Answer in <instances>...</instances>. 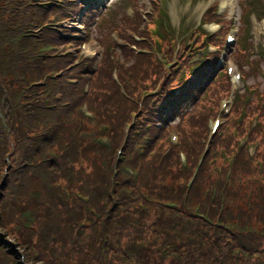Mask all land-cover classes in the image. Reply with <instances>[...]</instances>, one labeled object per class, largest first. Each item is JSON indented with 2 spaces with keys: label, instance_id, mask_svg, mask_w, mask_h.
Returning <instances> with one entry per match:
<instances>
[{
  "label": "trees",
  "instance_id": "trees-1",
  "mask_svg": "<svg viewBox=\"0 0 264 264\" xmlns=\"http://www.w3.org/2000/svg\"><path fill=\"white\" fill-rule=\"evenodd\" d=\"M67 2L51 8L64 16L62 7ZM80 3L66 4V18L77 15L87 28L97 8L83 13ZM134 12V18L126 17L123 23L137 30L140 20ZM20 18L24 14L0 0V228L5 237L0 236V264H264V127L252 131L249 123L254 114L264 122V114L253 113L255 108L251 113L233 109L230 115L239 121L233 130L224 129L225 136L215 135L195 173L206 119L194 110L186 126L189 131H184L193 140L182 146L188 157L185 168L178 167L174 148L167 155H154L153 160L139 156L156 169L153 177L124 174L121 162L113 165L116 146L124 135L115 111L122 115L138 108L125 101L123 111L114 110L121 99L110 80L107 56L93 75V96L82 97L77 87L63 81V68L70 58H53L51 40L43 41L41 47L29 43ZM49 37L73 44L76 36L52 33ZM240 51L241 43L234 54ZM123 56L131 63L121 67L119 75L129 83L140 85L143 80L166 77V71L150 58L128 49ZM212 62L209 57L188 73L195 80L181 85L177 97L164 92L165 108L144 104L148 120L167 123L198 102L210 107L224 88L219 80L213 83ZM223 82L227 89V81ZM103 89L111 95H98ZM206 93V100H201ZM260 98H252L250 104L264 111V92ZM79 99H87L101 114L104 108L108 131L94 129L81 135L76 123ZM164 127L160 135L167 134ZM245 135L250 143L258 144L255 161L245 147L227 158L210 155L217 144L227 146L232 140L234 146ZM107 136L111 144L101 141ZM132 144L127 143L130 150ZM137 202L143 207L138 209Z\"/></svg>",
  "mask_w": 264,
  "mask_h": 264
},
{
  "label": "rangeland",
  "instance_id": "rangeland-1",
  "mask_svg": "<svg viewBox=\"0 0 264 264\" xmlns=\"http://www.w3.org/2000/svg\"><path fill=\"white\" fill-rule=\"evenodd\" d=\"M4 1L9 6H13L14 12L24 14V18L19 20L26 27V33L23 35L29 43L32 42L35 45L39 43L38 46L41 47L43 41L50 42L51 40L53 48H49V50L53 58L66 60L70 58V62L63 68V81L65 84L67 82L70 86L77 87L81 91L82 97L90 95L93 75L95 76L98 70L97 65L100 64L104 56H107L108 61L111 62L110 80L116 87L121 99V102L118 101L114 105V110L123 111L121 106L124 105L125 101L136 105L138 108L122 115L115 111L116 117L121 121V126L124 128V135L116 146L114 156L117 162L114 160L113 165L121 162L120 170L124 174L135 177L137 172L138 175L140 173V179L143 176L146 178L153 177L156 174V169L146 164L139 156L147 155L146 159L150 157V160H153L154 155H167L174 148L177 149L178 167L185 168L188 157L182 146L183 143L193 144V140L184 131H189L186 126L190 113L198 110L206 119V131L201 137L202 149L196 152L194 160L193 170L196 173V167L207 147L208 138L213 136L212 140H214L215 135L225 136L229 128L233 130L238 122L231 115L230 117L227 116L230 113H227L228 108L232 104L230 102L232 93L237 95L238 101L235 100L231 111L239 109L243 113H251L255 108L257 112L253 113H258L259 116L260 113L264 114L263 110L247 103L250 95H253L257 101H261L260 94L264 92V55L261 53L264 51V36L252 30L249 35L252 39L243 43L238 55L232 54V50L225 49L226 42L223 35L226 31L231 32L233 25L225 22L224 19L233 16L237 18L238 14H241L239 10L240 0H229L228 15H219L217 11L214 12L212 5L216 3V0H75V2H81L80 5H83L79 7L83 13L88 8H97L96 13H94L95 17L87 28L82 25L80 17L77 15L71 16V19L66 18V15L69 14L66 11V4L71 0H66L68 2L62 7L65 15L60 17L54 13L51 7L61 8L59 7V5H63L61 0L48 2L42 0ZM258 2L260 4L250 7V9L258 10L261 5L264 7V0H258ZM209 8L210 10H208ZM159 9L165 10L168 22L163 24L158 36L156 23L159 18ZM134 11H137L138 14L136 15L140 20L137 30H133L129 22L123 23L126 17H130V20L134 18ZM209 15L212 16V19ZM121 25L124 28L120 32L121 27L119 26ZM238 26L241 29V25ZM199 28L206 33H213L212 36L205 39L206 34L201 32ZM234 30L236 31L237 28ZM52 33L55 35H69L70 33L76 37L73 39V44H62L59 40H53L49 37ZM209 44L221 49L224 60L233 61L232 64L240 72V79L234 77L236 69L228 75L226 73L228 66L224 69V66H220V69L223 70H219L215 74L216 78L213 83L219 80L224 88L220 89L219 96L212 101L210 107L198 102L191 106L190 111L180 117L169 118L167 123L148 120L144 104L147 105V108H161L163 93L172 89V85L179 83L183 74H188L193 67L198 65L200 63L199 58L201 59L208 51L214 50V48L208 47ZM256 45L258 46L257 49ZM124 49L130 50L136 56L152 59L155 64L166 71V77L159 76L152 81L143 80L140 85L121 79L120 68L131 63L123 56ZM41 50L45 51L46 49L42 48ZM196 60L198 63L194 65ZM90 71L92 72L90 76L83 74ZM171 72L174 73L173 76H170L169 73ZM50 74L53 77L54 73L51 72ZM194 80L188 78L187 82L193 83ZM223 81H227V89L226 83ZM131 90L135 92L130 93ZM208 90L209 86L207 87ZM97 93L102 96L111 95L104 89ZM207 93L201 100H206ZM79 100L77 113L80 118H77L76 123L81 135H87L94 129L108 131L110 126L102 116L104 108L101 114L96 106L91 108L85 99ZM255 115L257 114L253 116ZM216 120H219L220 128L211 132V126ZM256 120L258 124L255 131L264 127V122L260 121L259 117ZM164 125L168 132L166 135H160ZM179 127L183 128V134ZM127 133H130L129 138ZM110 141L112 142L111 139ZM130 142H133L132 150L127 146V143ZM240 146L241 144L238 142L233 146V142L230 140L227 146L217 144V146L212 147L210 155L227 158L233 156ZM147 147H149L148 151ZM245 147L249 148L248 144ZM127 159L132 160L133 165L137 163L140 166H129ZM251 159L255 161V155ZM255 164L257 163L255 162ZM260 166L261 164H258V167ZM77 190L78 188L73 189L72 192L76 193ZM67 191L71 193L68 189ZM86 202L88 201L86 200ZM136 206L139 209L143 207V204L137 202ZM2 234L0 228V236L4 237ZM7 237L10 238V235L7 234ZM19 250L22 251L21 248Z\"/></svg>",
  "mask_w": 264,
  "mask_h": 264
},
{
  "label": "bare ground",
  "instance_id": "bare-ground-1",
  "mask_svg": "<svg viewBox=\"0 0 264 264\" xmlns=\"http://www.w3.org/2000/svg\"><path fill=\"white\" fill-rule=\"evenodd\" d=\"M62 1V0H61Z\"/></svg>",
  "mask_w": 264,
  "mask_h": 264
}]
</instances>
